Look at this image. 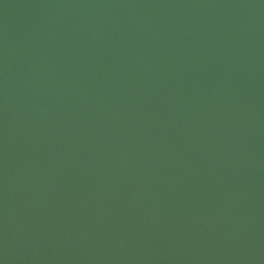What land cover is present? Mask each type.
<instances>
[{
    "label": "water",
    "instance_id": "obj_1",
    "mask_svg": "<svg viewBox=\"0 0 264 264\" xmlns=\"http://www.w3.org/2000/svg\"><path fill=\"white\" fill-rule=\"evenodd\" d=\"M0 264H264V0H0Z\"/></svg>",
    "mask_w": 264,
    "mask_h": 264
}]
</instances>
